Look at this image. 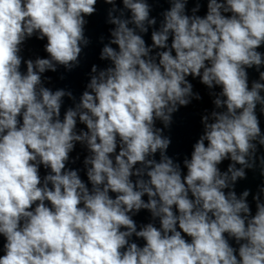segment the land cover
Segmentation results:
<instances>
[{"label":"clouds","instance_id":"1","mask_svg":"<svg viewBox=\"0 0 264 264\" xmlns=\"http://www.w3.org/2000/svg\"><path fill=\"white\" fill-rule=\"evenodd\" d=\"M99 3L106 66L79 97L53 90ZM32 38L46 57L25 58ZM262 48L264 0H0V264H264ZM192 80L213 108L181 161L166 132L203 99ZM249 171L261 183L237 193Z\"/></svg>","mask_w":264,"mask_h":264},{"label":"water","instance_id":"2","mask_svg":"<svg viewBox=\"0 0 264 264\" xmlns=\"http://www.w3.org/2000/svg\"><path fill=\"white\" fill-rule=\"evenodd\" d=\"M119 2V0H118ZM122 6V5H121ZM169 5L166 3L154 4V11L152 15L158 16V13L163 9L167 8ZM109 5L99 3L97 5V12L91 17H88V24L86 26V35L91 39L92 43L88 48L85 49L84 54L81 57L80 66L71 72L65 71L63 67H60L57 72H47L45 75L51 77V83L47 84L48 87L53 88H65L71 89L74 94L79 97L88 82V73L92 64H97L100 67H105L107 62L99 60V52L102 47L99 42L101 36L105 37V43L109 37V29L112 25L106 23L107 9ZM192 4H189V8ZM205 9L201 10V15L204 14ZM146 40L150 43V37L146 36ZM46 41H40L32 38L27 41L23 55L25 58H36L37 56L46 57L47 54L44 51V44ZM264 51V48L261 49ZM61 76L64 78L61 79ZM256 73L254 71L250 72V79H255ZM191 80V77L189 78ZM194 85V90L199 92L203 99L201 101H193L188 107L181 108L179 112L174 115V123L171 126L170 132H166L172 138V144L168 150V154L176 159L183 160L185 156L190 158L192 151V145L198 139L199 135L202 133V125L200 123L201 114L205 109L209 111L212 110L213 105L211 103V97L208 95V89L199 83L198 80L191 81ZM219 91V89H216ZM70 101L65 102V107L70 104ZM63 111V109H62ZM262 128H264V116L261 117ZM81 127H83L81 125ZM80 156V160L77 161L75 165H70L71 167L82 168V160L86 155V151L80 146H76V150L71 154L73 157L76 155ZM158 158V157H157ZM228 161H225L221 165L222 170L226 169ZM44 174V170L41 169V175ZM82 178L86 179L84 173L81 172ZM261 183V177L258 172H248V178L246 180L240 181L236 186L237 193L241 192L245 188H249L253 193L257 190V186ZM251 201V196L249 197ZM253 212L255 211V205H252ZM137 223H147L150 219L149 213L142 211L137 217H135ZM143 243V241H138Z\"/></svg>","mask_w":264,"mask_h":264}]
</instances>
